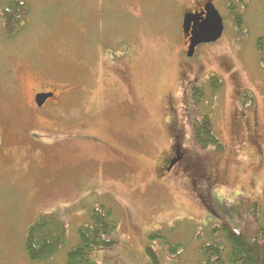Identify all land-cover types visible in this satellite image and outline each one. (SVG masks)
<instances>
[{
    "label": "rangeland",
    "instance_id": "374dc122",
    "mask_svg": "<svg viewBox=\"0 0 264 264\" xmlns=\"http://www.w3.org/2000/svg\"><path fill=\"white\" fill-rule=\"evenodd\" d=\"M26 1L31 12L16 36H5L0 19V264H65L96 204L113 208L123 240L97 252L100 264H151L147 234L161 228L182 245L185 264L200 259L218 222L254 237L264 224V0L229 8L213 0L224 34L192 57L182 18L194 0ZM212 74L223 80L217 95L193 102L198 79ZM41 83L65 98L48 106L53 118L30 112ZM206 114L221 151L193 138L194 120ZM172 119L186 155L161 174ZM54 211L69 243L52 261L32 262L25 232ZM155 247L163 264H182Z\"/></svg>",
    "mask_w": 264,
    "mask_h": 264
},
{
    "label": "trees",
    "instance_id": "16d2710c",
    "mask_svg": "<svg viewBox=\"0 0 264 264\" xmlns=\"http://www.w3.org/2000/svg\"><path fill=\"white\" fill-rule=\"evenodd\" d=\"M31 12V7L26 0H5L0 2V19L3 22L5 36L12 38L24 27ZM235 22L242 24L243 19L239 12ZM258 49L260 60L264 61V39H259ZM207 86H194L191 96L193 102L199 103L210 90L213 96L217 95L223 86L222 78L212 74ZM193 138L199 146H214L221 151L223 142L214 128L212 115H204L196 118L193 122ZM1 140V137H0ZM264 191V188H263ZM89 222L80 225L77 231L75 245L67 250L65 264H100L95 260L98 251L113 250L123 242L120 236V219L116 216L113 208L96 204L90 208ZM259 205L250 208V213L259 212ZM174 224L171 223V225ZM170 225V226H171ZM173 226L170 227L171 234ZM163 229L151 230L147 234L145 250L151 264H163L159 259V251L155 245L165 249L167 254L185 264L181 258L182 245L171 241L163 233ZM23 239L25 255L32 262L44 263L54 259L57 253L67 246L69 234L67 225L58 211L42 213L32 221L26 230ZM254 237H249L242 230L234 227L229 221H221L212 228L208 238L199 248V258L195 264H264V224L258 227Z\"/></svg>",
    "mask_w": 264,
    "mask_h": 264
},
{
    "label": "flooded vegetation",
    "instance_id": "af4514ba",
    "mask_svg": "<svg viewBox=\"0 0 264 264\" xmlns=\"http://www.w3.org/2000/svg\"><path fill=\"white\" fill-rule=\"evenodd\" d=\"M231 2H232L231 0L228 1V4H227L228 8L230 7ZM210 3H212L214 5L213 0H194V5L191 7H187L185 10L186 11L185 14L192 13V14H196L199 18H203L206 15V7ZM183 18H184V16H183ZM183 18H182V22H183ZM183 23H182V32H183ZM224 23H225V20H224ZM189 38H190V36H187L183 32L184 43H187V46H189V44H190ZM186 53H187V51H186ZM208 79H209V77H207L201 83H198L200 80V79H198L196 84L198 86L203 87L208 82ZM37 85L38 86L33 87L31 89L33 105H32V109L30 112L32 114H36V115L37 114H45V117L49 116V117L53 118L50 114L47 113L49 111L48 106L51 105V103H53L56 106L59 104H62L63 103L62 100H64L65 98L63 97V99H62L59 96H57V92H55L54 86L50 83H41V84H37ZM192 90H193V88H192ZM256 118H257V116H256ZM172 122H173L172 123V127H173L172 128V130H173L172 143L170 144V147L168 148L166 153H164L162 155L161 161L159 162L160 163L159 164V173H161V174L167 173L170 170H173L177 164H181L182 160L184 159V157L186 155V151L183 150V148L181 146L182 130L178 127L181 125L175 119H172ZM59 127H61V126H59ZM59 127H56V128H59ZM56 128H51V129H56ZM172 162H174L173 165H172Z\"/></svg>",
    "mask_w": 264,
    "mask_h": 264
},
{
    "label": "water",
    "instance_id": "95a60500",
    "mask_svg": "<svg viewBox=\"0 0 264 264\" xmlns=\"http://www.w3.org/2000/svg\"><path fill=\"white\" fill-rule=\"evenodd\" d=\"M183 22V32L190 36L187 50L190 57L195 54L198 45L215 42L224 34L223 17L212 3L206 7L205 17L199 18L196 14L188 13L184 15Z\"/></svg>",
    "mask_w": 264,
    "mask_h": 264
}]
</instances>
